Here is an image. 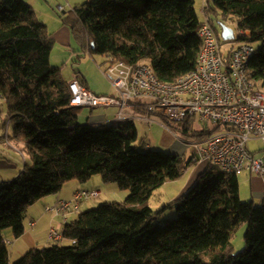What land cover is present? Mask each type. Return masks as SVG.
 Wrapping results in <instances>:
<instances>
[{"label":"trees","instance_id":"obj_1","mask_svg":"<svg viewBox=\"0 0 264 264\" xmlns=\"http://www.w3.org/2000/svg\"><path fill=\"white\" fill-rule=\"evenodd\" d=\"M206 1L217 21L231 20L250 32L238 35V45L258 44L248 75L257 88L264 87V0ZM64 13L81 52L147 63L168 82L197 67L203 41L196 0H87ZM53 47L28 2L0 0V97L8 101L10 137L23 142L31 157L17 177L0 183V264H264V204L241 199L238 173L205 163L188 191L154 210L148 204L154 191L179 179L197 153L186 160L139 149L133 119L80 123V107L71 104L74 80L52 64ZM130 105L146 112L143 100ZM195 117L177 125L195 140L227 127L210 121L207 129L192 131ZM96 174L129 190L125 201L81 211L63 227L69 244L32 248L10 263L4 228L19 238L31 205L69 181L85 182ZM172 206L177 216L163 221L161 213ZM243 223L246 245L233 253L230 237Z\"/></svg>","mask_w":264,"mask_h":264},{"label":"built area","instance_id":"obj_2","mask_svg":"<svg viewBox=\"0 0 264 264\" xmlns=\"http://www.w3.org/2000/svg\"><path fill=\"white\" fill-rule=\"evenodd\" d=\"M202 11L199 36L203 47L194 70L168 82L162 81L147 63L129 64L107 56L103 71L118 96L96 94L75 80L71 83V104L117 105L121 121L126 119L125 109L132 100H143L146 115L135 118L154 122L150 113L156 112L169 120L199 116L201 120L227 125L196 142L198 151L194 161L212 162L226 172L247 170L264 177V161L256 158L248 147L252 139L264 142V91L257 88L248 75L255 46L242 42L223 51L206 0H203ZM249 34V31L239 30L241 36ZM99 195L97 189H78L71 199L58 200L47 209L57 213L71 207L78 210L83 200ZM48 238L61 240L63 235L51 227Z\"/></svg>","mask_w":264,"mask_h":264},{"label":"rangeland","instance_id":"obj_3","mask_svg":"<svg viewBox=\"0 0 264 264\" xmlns=\"http://www.w3.org/2000/svg\"><path fill=\"white\" fill-rule=\"evenodd\" d=\"M35 1L36 2L32 5L34 6L33 9L34 11H36L37 17L39 16L41 19L44 20L49 19V12L52 11L55 17L59 20V22H63L62 16L65 14L64 12H67L76 5H79V3H83L87 0H74L75 2H68L69 0H50V3L46 0ZM59 2L62 4H59ZM201 3L203 4V0H196L198 10H200ZM200 16L203 17V13L201 12V10ZM212 17H214V20H216L215 26L221 35L222 27L220 26L219 21H217L218 19L215 14H213ZM223 23L233 28L235 33V37L230 40H224L221 36L222 50L225 51L232 46H237L240 42L238 40L239 28L237 23L231 20L224 21ZM56 25L57 24L55 22L54 27ZM255 46H258V44L256 43ZM53 49V55L59 54L56 58L57 60L54 59V62L61 67V73L65 79L71 80L75 78V73L77 71H81L85 75H88L92 83H94L95 85L107 86V90L101 92L102 94L118 96V91L111 85L110 79L103 71V69L105 70L106 68L107 56L99 53H90L89 51L81 52L80 46L77 44L73 36L72 41L70 43H63L57 40L54 44ZM262 88L263 87H261L260 89ZM137 115L145 116L146 113L137 112ZM150 115L154 122L142 120L139 118L134 120L138 133V140L136 144L139 149H146L150 147L151 149H159L168 153H180V156L183 159H189L197 153L198 148L196 146V142H198L199 140H195V137L191 135L184 134L181 129L177 127L179 121L170 120L171 123H168L160 116V114L156 112H151ZM191 125L193 127L192 131H198L202 129H207L211 126V123L210 121H202L197 116L192 120ZM12 133L13 128L9 119L8 101L7 99L0 97V160H9L10 164H12L13 166L12 169L6 170L8 172L5 174L6 178H10L9 174H11V177H14L13 173L16 170L15 161L20 162L21 168L24 167L25 163L31 162V157L25 144L23 142H17L13 138H11L10 136L12 135ZM179 143L184 148V150H182L183 152H181V148H175V144ZM248 145L251 148L254 147L255 144L254 142L252 143L250 140L248 142ZM192 168L195 167L192 166ZM22 170H20L18 174ZM74 183L78 184L79 188L88 189L89 187H95L97 189L103 190V193H101V195H99L98 197L83 200L81 202L82 208L78 212V215L81 211L98 207L100 204L106 201H125L126 197L129 194V190L120 189L117 183L103 181L100 174L94 175L91 179L85 182L75 180L69 181L65 184L64 188ZM182 185L183 181H181V183H177L176 181L166 182L164 185L154 191L153 195L148 201V204L154 207H158L159 204H164V202H166V199H174V195H178V191L182 187ZM186 191L188 190H185V192ZM29 212L30 211L27 210L25 214V226H27ZM176 216V206H172L166 208L161 213L160 218L165 221ZM58 221L61 220L58 219ZM246 227L247 225L243 223L231 235L230 245L232 247L233 253L242 251L245 248ZM2 234L6 239H10L9 241H11L8 244L10 250V263L18 261L28 250L32 248H42L45 246L53 245L55 243L60 245H67L70 243V240L63 238L61 240H52L49 242L46 241L44 244L42 236L40 234L39 226L37 230H26L24 232V234L26 235L24 236L23 234L22 236H20L21 239L20 241H18V243V238L15 237L13 229L11 227L4 228Z\"/></svg>","mask_w":264,"mask_h":264},{"label":"crops","instance_id":"obj_4","mask_svg":"<svg viewBox=\"0 0 264 264\" xmlns=\"http://www.w3.org/2000/svg\"><path fill=\"white\" fill-rule=\"evenodd\" d=\"M25 1L28 2L32 6V8H34L32 4L36 2L35 0H25ZM46 1L50 3V0H46ZM68 2H75V1L69 0ZM59 4H62V3L59 2ZM202 6L203 4L201 3L200 10L203 13ZM200 10H198L199 14H200ZM201 18L203 19V17ZM39 19L47 26L48 31L54 40V44L57 40L63 43H68V42L70 43L72 41V33H71L70 28L64 22H59V20L55 17L52 11L49 12V19L44 20V19H41L40 17ZM55 22L57 25L54 27ZM58 55L59 54L53 55V51H52L51 62L52 64L57 65V66L59 65L54 62V59H56ZM81 75H82L81 77L75 76V78L71 79L70 81L78 80L79 82H81L83 85H85L88 89L95 92L96 94H102L101 92L107 90L106 85H99V86L95 85L94 83H92L88 75H85L82 72H81ZM262 90H264V87L262 88ZM78 107H80V113H79V118H78L80 123H88V124L97 125L101 123H118L119 122L118 113H119L120 108L117 105L78 106ZM125 114H126V119L127 118L133 119V120L137 119L134 117L137 115V112L133 108L132 105H129L125 109ZM137 116H140V115H137ZM251 142L252 143L254 142L255 144L254 147H251V148L248 145L252 154L256 158H261L264 161V142L260 139H252ZM175 148H178V149L181 148V152H183L182 150H184L183 146L180 143L175 144ZM178 155H181V154L179 153ZM205 165L206 164L203 160H200V161L198 160V162H193L183 172L182 176L179 179L174 180L177 183H181V181H183V185L179 189L178 195H174V199L182 195L185 192V190H188L195 183L199 174L205 168ZM192 166H194L195 168H192ZM12 167L13 166L12 164H10L9 160H3V161L0 160V182L5 181V180H11L17 177L21 173L20 172L18 174V172L23 169L20 167V162L15 161L16 170L13 173L14 177H11V174H9L10 178H6L5 174L8 173L6 170L12 169ZM238 178H239V193H240L241 199L244 201L251 200L255 204H258V205L264 204V177L254 174L250 171L243 170L238 173ZM64 186L58 193L50 194L40 199L35 204L31 205L28 209V211L30 212L28 215L26 230L28 231L37 230L39 226L40 234L42 236V240L44 244L46 241L48 242L52 241L48 238V233L51 227H55L59 232L62 233L65 223L77 218L78 212L82 208V203H81L78 210L71 207V208L66 209L63 212L57 213L53 210L47 209L48 206L53 205L58 200L71 199L76 190L82 189V188H79V185L75 183L71 184L70 186H66V188H64ZM89 188L97 189L95 187H89ZM97 190L100 191V195L101 193H103V190L101 189H97ZM174 199L168 198L166 199V202H164V204L163 203L159 204L158 207L152 206V208L154 210H159L160 208L164 207L168 203V201H172ZM58 219H60L61 221H58ZM32 222L34 223L33 225L31 224ZM25 235L26 234H24V236ZM20 239L21 237L18 238L17 243L18 241H20ZM6 240L8 242H11L9 241L10 239H6Z\"/></svg>","mask_w":264,"mask_h":264},{"label":"water","instance_id":"obj_5","mask_svg":"<svg viewBox=\"0 0 264 264\" xmlns=\"http://www.w3.org/2000/svg\"><path fill=\"white\" fill-rule=\"evenodd\" d=\"M220 26L222 27L221 36L224 40H230L235 37L234 30L230 26L226 25L223 22H219Z\"/></svg>","mask_w":264,"mask_h":264}]
</instances>
